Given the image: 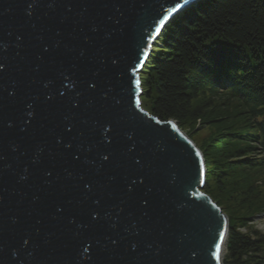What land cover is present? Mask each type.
<instances>
[{"label":"water","instance_id":"1","mask_svg":"<svg viewBox=\"0 0 264 264\" xmlns=\"http://www.w3.org/2000/svg\"><path fill=\"white\" fill-rule=\"evenodd\" d=\"M199 1L0 0V264H223L200 150L140 100Z\"/></svg>","mask_w":264,"mask_h":264},{"label":"trees","instance_id":"2","mask_svg":"<svg viewBox=\"0 0 264 264\" xmlns=\"http://www.w3.org/2000/svg\"><path fill=\"white\" fill-rule=\"evenodd\" d=\"M140 79L156 119L217 126L203 191L220 203L211 180L255 214L264 211V0H202L183 11L160 34ZM247 220L228 223L223 264H264V234Z\"/></svg>","mask_w":264,"mask_h":264},{"label":"rangeland","instance_id":"3","mask_svg":"<svg viewBox=\"0 0 264 264\" xmlns=\"http://www.w3.org/2000/svg\"><path fill=\"white\" fill-rule=\"evenodd\" d=\"M140 100H141V108L150 113V102L144 100L143 98H141ZM177 127L196 145V147L199 150H201L200 152L202 156L204 155L203 159L206 158V165H209V167L210 166L212 167L214 165V160L207 154H209V150H210L209 147L211 146L213 140L218 135L219 130L217 126L215 125L211 126L208 124H204L202 123V121L197 120L194 123V125L186 124L185 126H182V127H179L177 125ZM214 184H215L214 181L211 182L210 180L208 182V186L211 188V190L214 189V191L212 190V193L214 194L215 197H217L220 200L219 204L215 203V201H213L212 198L203 191V189H202V192L208 195L211 198V200L222 210V213L226 216L227 224L232 222L236 226H239L241 225L240 224L241 220L248 219L246 222L251 228L264 234V211H261L255 214L254 209H253L254 205L251 206L250 204H248V202L242 203L244 199H241L240 197H235L234 195L233 197H230L228 193L225 194V192L223 193L220 190L216 189ZM228 187L226 186V189H228ZM241 191L242 190H239L238 188L234 190V193L240 194ZM260 202L261 204H264V201H260ZM241 229H240V232L242 233L246 232L245 229H242V230ZM226 246H227V243H226ZM226 250L227 249L225 247L223 260L225 259L227 255Z\"/></svg>","mask_w":264,"mask_h":264},{"label":"snow or ice","instance_id":"4","mask_svg":"<svg viewBox=\"0 0 264 264\" xmlns=\"http://www.w3.org/2000/svg\"><path fill=\"white\" fill-rule=\"evenodd\" d=\"M170 11H174V10H170ZM161 23H163V21H161ZM198 155V154H197Z\"/></svg>","mask_w":264,"mask_h":264}]
</instances>
